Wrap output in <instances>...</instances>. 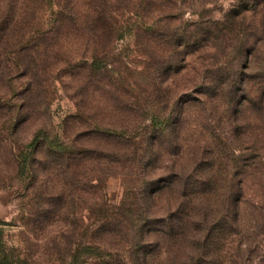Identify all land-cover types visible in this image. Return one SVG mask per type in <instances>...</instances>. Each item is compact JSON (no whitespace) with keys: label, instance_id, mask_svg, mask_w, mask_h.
Segmentation results:
<instances>
[{"label":"rangeland","instance_id":"rangeland-1","mask_svg":"<svg viewBox=\"0 0 264 264\" xmlns=\"http://www.w3.org/2000/svg\"><path fill=\"white\" fill-rule=\"evenodd\" d=\"M112 3L110 21L120 25L116 39L103 34L93 44L81 20L77 30L71 26L66 35L48 37L34 50L31 69L37 67L39 76L31 79L30 92L26 78L15 71L0 75V230L10 261L93 264L99 259L95 249L127 258L139 241L147 181L162 173L170 176L177 167L185 176L195 158L215 149V136L225 153L235 155L228 169L239 173L231 183L239 184L241 170L248 172L241 232L255 250L264 238V103L259 107L264 39L257 41L245 69L250 41L240 56L220 41L179 47L173 39L221 20L234 0ZM51 11L40 12L42 21L50 22ZM256 18L264 24V7ZM140 20L153 28L138 29ZM249 33L256 41L264 30ZM92 50L96 60L90 57ZM223 74L234 81L227 95L198 93L199 85L212 89ZM244 96L248 100H241ZM17 110L28 119L15 130ZM172 110L178 117L175 137L162 140L151 162L146 126L154 115ZM103 128L111 132L99 130ZM37 133L43 142L34 152L28 142ZM170 197L164 193L156 199L158 215L165 213ZM186 251L187 245L176 255L155 256L149 264H182Z\"/></svg>","mask_w":264,"mask_h":264},{"label":"trees","instance_id":"trees-1","mask_svg":"<svg viewBox=\"0 0 264 264\" xmlns=\"http://www.w3.org/2000/svg\"><path fill=\"white\" fill-rule=\"evenodd\" d=\"M78 3H83L84 7L80 8ZM112 5V0L82 2L81 0H0V75L2 76L5 71H15V76L26 78L24 82L27 84V91L30 92L31 79L35 77L37 80L39 76L37 67L31 69V64L35 60L32 57L34 50L48 37L66 35L71 26H74L71 30H77V23L81 20L86 23L85 29L90 32V40L93 44L103 34H110L111 39H116V32L120 25L110 21L114 19L111 14ZM46 7L52 10L50 22L47 23L42 21L39 15ZM262 7H264V0H234L221 20L212 19L211 24L200 27L194 34L191 31H183L173 39H177L175 42L179 47L191 46V44L201 46L204 41H213V44H216L220 41L226 44L225 47L230 46L231 50L236 51L240 56L245 50L244 46L250 41L251 45L245 55L244 68L246 69L249 66L250 56L257 48V41L264 39V34L257 35L256 41L248 36L253 29L262 32L264 30V24L260 18L254 19L255 13L258 14ZM88 20L92 24H87ZM104 23L108 24L109 28L105 27ZM136 26L138 29L143 27L144 30L153 28V24L145 20L138 21ZM35 29L37 32L32 35ZM90 57L96 60L97 53L92 50ZM221 68L222 66L218 68V71ZM238 79L241 82L245 81L243 77ZM231 82H234L231 76L223 74L212 89L206 85H199L197 90L198 93L210 98L216 95L212 92L225 96L231 91L229 89ZM260 93H262L259 99L261 108L264 103V90ZM235 97L237 98V95L233 98ZM241 100L246 101L248 98L244 96ZM20 108L23 111L26 103L20 105ZM177 118L172 110L166 116L154 115L146 126L145 144L149 149L146 158L151 162L158 156L156 147L162 140L171 142L175 137ZM27 119V116H23L17 110L13 118L15 130ZM99 130L111 132L107 128ZM42 136L43 134L37 133L28 142L34 152L42 144ZM218 139L215 136L213 140L215 149L207 153L203 152L193 160L194 164L186 171L185 176L182 171L180 172L181 168L177 167L170 176H163L162 173L156 179H149L141 195L142 206L139 208V217L142 225L138 229L139 241L133 244L130 255L126 258L118 251L102 252L95 249L94 254L99 259L93 264H129V262L149 264L155 256L162 257L170 252H174V255L178 254L185 245H187V251L182 264H264V238L261 242L254 244L255 255V250L251 249L253 246L243 241L244 235L241 232L240 211L245 200L243 182L244 175L248 172L241 170L239 184L231 183L234 175L238 176L239 173L238 171L231 174L228 169L229 162L233 161L231 158L235 155L232 153L231 157L227 152L225 153L223 150L225 145H218L216 142ZM164 193H170L171 200L168 201L165 213L158 215L155 201ZM259 205L261 209L263 206ZM258 228H261V225ZM1 233L0 230V262L13 264L5 250ZM144 247L147 248L146 251H141ZM79 255L77 250V262Z\"/></svg>","mask_w":264,"mask_h":264}]
</instances>
